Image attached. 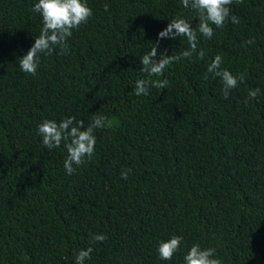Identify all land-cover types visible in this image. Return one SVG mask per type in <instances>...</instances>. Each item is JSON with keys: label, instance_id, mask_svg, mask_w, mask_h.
I'll use <instances>...</instances> for the list:
<instances>
[{"label": "trees", "instance_id": "trees-1", "mask_svg": "<svg viewBox=\"0 0 264 264\" xmlns=\"http://www.w3.org/2000/svg\"><path fill=\"white\" fill-rule=\"evenodd\" d=\"M36 2L0 0V264H75L90 244L85 264H184L193 243L224 264H264V0H233L240 23L198 34L205 56L151 77L169 85L147 96L134 94L141 58L157 43L165 55L187 49L185 37L158 33L177 16L197 27L192 9L87 0L93 14L68 38L69 53L40 54L33 76L18 61L42 27ZM217 54L245 74L227 99L219 77L204 79ZM98 114L119 125L96 129L93 157L67 175L65 142L47 149L38 125L74 116L87 126ZM173 234L180 249L162 260L158 242Z\"/></svg>", "mask_w": 264, "mask_h": 264}, {"label": "clouds", "instance_id": "clouds-1", "mask_svg": "<svg viewBox=\"0 0 264 264\" xmlns=\"http://www.w3.org/2000/svg\"><path fill=\"white\" fill-rule=\"evenodd\" d=\"M242 3L243 0H235ZM185 9H192L194 18H198V26L192 27L190 19L177 16L172 19L167 26L158 33L159 39H176L185 37L188 48L180 55H165L158 53V43L153 44L150 51L141 58L143 74L134 82V94L136 96H147L151 88L165 89L169 81L165 79H151V77H161L164 71L174 62L181 59H191L193 55L203 58L205 52L198 48V34L207 39L214 35V25L216 28L224 26L226 20L230 18L233 24L240 23L238 17L230 14V7L233 0H180ZM107 11V5H105ZM32 11L40 14L42 27L39 35L34 38V43L18 61L19 68L30 75H36L40 63V54L51 55L57 47L60 54L69 53L68 38L72 36L73 30L78 29L82 24L87 23L92 16V9L88 6L87 0H38L33 5ZM254 39L245 41V44H253ZM243 46V45H242ZM223 57L217 54L207 66L204 79L219 77L222 82V96L229 98L233 89L239 83L244 82L245 74L233 75L229 70L221 67ZM148 77V78H145ZM260 95V89H250L246 103L255 100ZM119 125L115 117L109 118L106 115H94L90 123L85 126L83 120H77L74 116H68L59 122L53 119H44L37 127L38 134L42 137L43 145L51 150L61 146L65 142L67 156L63 167L67 175L76 172L77 167L90 161L95 152L96 129L114 128ZM83 129V130H81ZM77 166V167H74ZM132 169L121 171V178L127 179ZM107 239L105 234H92V242H102ZM183 237L173 234L167 240L158 242L157 252L162 260H171L174 254L180 249ZM91 244L86 249H81L75 256V264H85V260L91 258L93 252ZM184 264H224L222 258L216 257V249L202 248L199 243H193L183 256Z\"/></svg>", "mask_w": 264, "mask_h": 264}]
</instances>
